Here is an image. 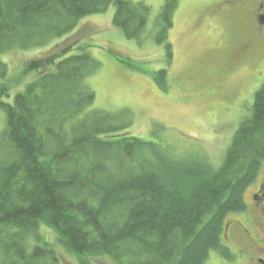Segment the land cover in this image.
Returning <instances> with one entry per match:
<instances>
[{"label":"trees","instance_id":"obj_1","mask_svg":"<svg viewBox=\"0 0 264 264\" xmlns=\"http://www.w3.org/2000/svg\"><path fill=\"white\" fill-rule=\"evenodd\" d=\"M111 4V25L139 40L150 11L143 1L0 0V54L68 35ZM175 8L165 0L153 37L166 63ZM74 46L27 64L37 77L12 104L0 87V264H61L57 246L115 264H205L221 249L224 219L244 210V190L264 160V82L214 169L136 138L126 111L93 108L86 80L100 65L83 49L65 56ZM165 72L155 74L162 88Z\"/></svg>","mask_w":264,"mask_h":264},{"label":"rangeland","instance_id":"obj_2","mask_svg":"<svg viewBox=\"0 0 264 264\" xmlns=\"http://www.w3.org/2000/svg\"><path fill=\"white\" fill-rule=\"evenodd\" d=\"M132 1H143L150 9L139 40L126 39L111 25L115 12L111 4L101 14L82 18L68 35L1 53L6 71L0 75V87L7 89L1 100L12 104L14 96L37 77L25 71L27 64L75 45L64 55L83 49L100 65L86 80L95 93L93 108L110 113L124 110L136 138L153 142L175 157L218 168L239 124L250 117L254 95L264 82V74L254 81L264 64V44L255 45L248 61L232 50L250 37L253 19L238 14L232 22L212 16L209 10L217 0H175L173 26L167 35L172 56L166 63L163 45L153 39L165 0ZM161 69H166L164 88L155 76ZM5 126L0 110V144ZM40 232L50 244L55 241L52 230L41 227ZM55 251L61 264H115L108 256L80 259L60 246ZM205 264L226 263L218 251L211 250Z\"/></svg>","mask_w":264,"mask_h":264},{"label":"flooded vegetation","instance_id":"obj_3","mask_svg":"<svg viewBox=\"0 0 264 264\" xmlns=\"http://www.w3.org/2000/svg\"><path fill=\"white\" fill-rule=\"evenodd\" d=\"M209 13L232 22L238 14L253 19L250 37L240 47L232 49L245 61L251 60L258 47L255 45L264 44V0H217ZM260 70L264 71V64L257 71L258 77L264 74L259 73ZM257 76L254 81L261 80ZM243 195L244 210L231 213L224 219L219 253L226 264H264V160Z\"/></svg>","mask_w":264,"mask_h":264}]
</instances>
